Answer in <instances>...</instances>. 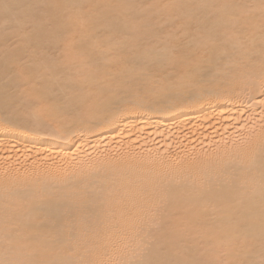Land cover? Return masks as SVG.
Listing matches in <instances>:
<instances>
[{
	"label": "bare ground",
	"instance_id": "6f19581e",
	"mask_svg": "<svg viewBox=\"0 0 264 264\" xmlns=\"http://www.w3.org/2000/svg\"><path fill=\"white\" fill-rule=\"evenodd\" d=\"M5 3L0 120L25 119L30 97L39 91L84 124L69 139L0 131V259L23 258L34 248L39 259L84 256L69 228L86 215H102V201L111 192L133 193L150 208L151 259L260 264L259 154L227 166L215 163L245 129L260 130V0ZM216 31L230 37L225 47L204 38ZM96 37L104 39L106 51L95 47ZM81 50L87 58L78 55ZM190 81L220 98L183 103ZM121 103L143 110L105 124ZM71 153L76 160H65ZM81 162L99 172L63 184L45 179L49 168ZM173 168L188 170L174 175ZM7 236L14 244L6 253Z\"/></svg>",
	"mask_w": 264,
	"mask_h": 264
},
{
	"label": "snow or ice",
	"instance_id": "6c2138e0",
	"mask_svg": "<svg viewBox=\"0 0 264 264\" xmlns=\"http://www.w3.org/2000/svg\"><path fill=\"white\" fill-rule=\"evenodd\" d=\"M0 4L7 7L5 0ZM262 14H264V0H260ZM210 45L225 47L230 37L225 33L216 31L206 34L204 37ZM95 47L100 51H106L105 41L100 37L95 38ZM78 55L87 58V53L81 50ZM187 59V56H183ZM258 90L261 99L258 104L261 112L264 113V59L260 62L258 73ZM186 95L183 103L189 106H198L204 103H211L214 99L220 98L221 93L198 88L196 81H190L185 85ZM255 86L253 91L255 92ZM255 100V96H250ZM142 107L128 104H117L111 119L105 124L118 122L121 118L131 115L134 112L142 111ZM84 124L70 113L62 103L53 101L51 97L43 92H35L29 100V111L26 118L13 121L8 118L0 120V131H22L26 134H44L54 139H69L76 135L78 128ZM97 124L96 127H102ZM259 133H249L247 129L241 133L238 140H234L235 148L232 151H225L215 158V163L220 166H227L239 160H254L257 153L261 161V180L264 182V114L260 117ZM76 160V153L66 156L65 160ZM179 163V161H177ZM194 162L189 163V168ZM188 169L171 170V174L183 175ZM99 169L92 164L79 163L70 168L57 166L45 170V179L54 183L63 184L80 179L84 176L97 174ZM102 203L107 205L102 215H96L94 219L84 216L78 225H72L69 231L78 246L82 245L85 255L79 259H39L37 249L24 254L23 258H10L8 255L0 259V264H247L240 260L212 259V260H160L149 258L151 250L152 233L146 230L151 210L146 207L133 193L115 194L106 193ZM8 247L6 253L12 250L14 238L6 237ZM65 252L71 255V250ZM264 264V259L260 261Z\"/></svg>",
	"mask_w": 264,
	"mask_h": 264
}]
</instances>
